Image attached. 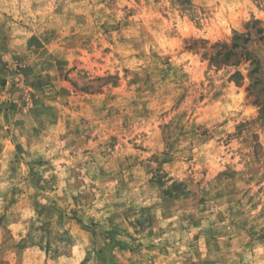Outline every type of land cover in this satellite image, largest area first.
<instances>
[{
	"label": "rangeland",
	"instance_id": "rangeland-1",
	"mask_svg": "<svg viewBox=\"0 0 264 264\" xmlns=\"http://www.w3.org/2000/svg\"><path fill=\"white\" fill-rule=\"evenodd\" d=\"M165 3L0 0V264H248L247 252L264 253V145L250 120L237 122L251 111V72L234 58L260 3ZM10 45L23 51L5 60ZM72 73L103 86L77 89ZM157 114L171 119L153 125Z\"/></svg>",
	"mask_w": 264,
	"mask_h": 264
},
{
	"label": "clouds",
	"instance_id": "clouds-1",
	"mask_svg": "<svg viewBox=\"0 0 264 264\" xmlns=\"http://www.w3.org/2000/svg\"><path fill=\"white\" fill-rule=\"evenodd\" d=\"M50 3L53 7L59 6L63 3V5L65 6V8L67 9L68 7H70V5L68 4V0H50ZM258 3H260L261 9L262 11L259 13V23H256L255 19L252 17L248 18V26H241L237 29V32L235 34V36L239 37V44L240 47L238 49L235 50V59H239L242 63H244L246 66L249 67V72H251V76H249L248 73H245V77H244V83L243 86L244 87H249V85H251V95L249 96L248 100L245 101V103L248 105V107L251 109L250 113L248 112V108L243 109V111L245 112V115L240 116L237 118V122L240 119H247L250 120L252 122V124H254L255 126L252 127L250 125V131L248 132V136L250 138L251 136V132H257L261 139L259 141V143L261 145H264V126H262V123H264V121H261L258 119V117L261 116V110L264 109V56L259 55V52L261 49H264V0H258ZM116 4L121 6L120 4V0H116ZM162 6L164 8H167L168 5L167 3H165V0H162ZM44 7H48L47 4L44 5ZM91 7L95 10L96 5L93 4L91 5ZM247 10L249 12L252 11L251 5H247ZM107 11V10H106ZM119 12V7H113V13H118ZM99 15V13H97ZM173 18L175 13H172ZM107 18V17H105ZM122 16H117L116 19L114 20H110V23H115L116 20H121ZM157 23V22H154ZM254 25V26H253ZM150 34H146L145 39L147 40V37ZM176 39L179 40H183L184 37L181 34H176L175 36ZM235 39V37H229L227 39V44L229 49L232 48V44H233V40ZM152 44L153 49L155 51H159V49L156 47L154 40L153 41H148ZM41 43H43V40H41ZM191 43V42H190ZM10 51L8 53L7 56H4L3 58L5 60H9L11 58L12 55H16L19 54L20 52H22V49H15L12 48V46L10 45ZM45 47H47V45H45ZM141 50H143V48H141ZM43 49L40 50V52H37L34 56L31 57V59L27 62V63H37L39 64L40 62H42L46 57L44 55H41V53H43ZM193 51H202V49L199 48H194ZM27 54V53H26ZM253 61H255L256 63L253 64ZM145 63L149 64V63H153L150 58L146 57L145 58ZM256 66L259 67V71H252L253 68H255ZM9 69H15V64H10L9 65ZM37 71H39V68H37ZM52 75L56 76L58 78L59 74L56 72L55 68H53L51 70ZM42 75H47V73H41ZM143 74V73H142ZM70 80L72 82H74L77 86V89H85L87 88L88 90H98L99 88H101L103 86L102 82L96 81L92 78L91 75L89 76H85L83 73L80 74H76V73H72L70 76ZM260 80L261 83L257 84L256 81ZM70 90L76 91V89H72L71 85H69ZM110 90V89H109ZM245 95H248L247 93H245ZM257 97H259L260 103L253 106L252 105V101L256 100ZM144 98H147V96H145ZM33 105L31 103H29V108H31ZM25 111H27V109H25ZM233 112H229L227 113V115H233ZM171 119V114L168 117H159V115L157 114V117L153 120V125H155V123L158 121L161 124H164L165 121ZM0 122H2V117H0ZM35 122L30 123L29 125V129L34 126ZM185 128H190L191 125L188 122H185ZM161 131L164 132V136L158 138L155 141V146L151 149V151H154L157 153V155H161V153L163 151H166V149L163 147L164 143L167 142V137L169 135H172L173 138H175L176 136V132H175V124L173 123L172 125L169 126V128H162ZM30 135L29 131H25V136ZM187 139L181 138L180 141V145L179 147L184 148L185 149V156L187 155V149L189 147V145L193 144V138L190 134H187ZM243 139V138H242ZM262 154H264V147H262L261 149ZM241 155H243V151L241 153ZM244 162H247V157H245ZM149 161L147 159H145L144 161V171H148V165H149ZM262 163H264V155H262ZM242 165H237V167H241ZM152 169H155L156 165L152 164L151 165ZM137 171H140L139 168H137ZM185 177L191 175V173H185L184 174ZM47 178V177H46ZM148 179L147 176H144L141 180V183L146 182ZM171 183V181L169 182V184ZM169 184H165V188L169 187ZM102 187L104 188L106 195L110 194L112 191H114V188H107L106 185H102ZM162 191V190H161ZM156 198L158 199V194L156 196ZM126 226V225H125ZM206 226V225H205ZM261 226H264V221L261 222ZM190 236L191 234H185L184 235V243H187L190 240ZM121 237H118V239ZM123 239H127L126 237H123ZM147 242V241H145ZM157 244H160L161 241L160 240H156L154 241ZM177 247L180 248L181 251H183V247L180 246L179 242L177 243ZM240 250L239 248H234L233 252ZM201 252H204L205 250L203 248L200 249ZM252 251H255V249H253ZM192 251L189 250L188 251V255H191ZM206 254V253H205ZM247 257H248V264H264V253H259L255 256L252 255V252H247ZM233 259H235V256L233 255L232 257ZM181 260H183V257H181ZM177 264H180V261H177Z\"/></svg>",
	"mask_w": 264,
	"mask_h": 264
}]
</instances>
